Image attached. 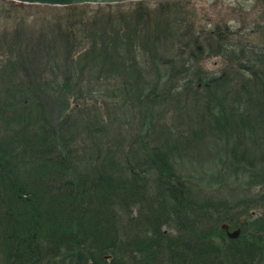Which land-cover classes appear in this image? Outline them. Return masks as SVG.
I'll return each instance as SVG.
<instances>
[{"label": "trees", "instance_id": "1", "mask_svg": "<svg viewBox=\"0 0 264 264\" xmlns=\"http://www.w3.org/2000/svg\"><path fill=\"white\" fill-rule=\"evenodd\" d=\"M65 10L0 28V264H264V24Z\"/></svg>", "mask_w": 264, "mask_h": 264}, {"label": "rangeland", "instance_id": "2", "mask_svg": "<svg viewBox=\"0 0 264 264\" xmlns=\"http://www.w3.org/2000/svg\"><path fill=\"white\" fill-rule=\"evenodd\" d=\"M138 2L149 8H153L159 3L167 2V0H142L121 4H83L76 6H84L88 15L94 14L97 11H108L115 14L131 9L134 5H137ZM168 2L174 3V5H177L179 8L183 7L186 9L187 15L189 16L188 18L192 22H194L196 16L195 26L197 28H203L206 31H211L212 27L219 23L218 25H220L221 28L225 26L230 32H236L239 36H243L247 30L249 32V30L253 28V25L264 24V0H168ZM65 12V7L28 5L10 0H0V28L3 26L7 29L13 28L20 22L19 19L22 16L25 18L24 23L26 26L33 29V27H39L41 22L45 23L64 17ZM206 68L208 70L217 71V59L207 60ZM173 111L174 110L169 108L166 109V113L158 121L159 132L161 128H164V130L170 129L173 135H178L175 130L172 131L175 124V118L173 117L175 111ZM171 120L173 122H171ZM123 124L125 125V122H123ZM183 127L185 129L184 125ZM184 131L182 133H184ZM121 134H123V136L126 135L125 132ZM110 138L112 139V137ZM126 138L129 139V136H126ZM211 146H206L204 148L202 146H192L193 149H189L187 153H183L184 155L181 154L182 158L179 154L176 155L177 158L179 157V163L184 166L186 170L185 173L187 172L195 177L201 175L197 171H193L199 170L198 167L200 168V172L201 170L207 172V170L212 168V164L209 163V160L213 158L214 154L208 151ZM127 148L128 146H125L124 149L126 150ZM206 151H208L209 154L204 155ZM226 188L227 189H225L224 186V188L219 191L213 186L208 195L212 198H224L229 189L232 188L231 184H228Z\"/></svg>", "mask_w": 264, "mask_h": 264}, {"label": "water", "instance_id": "3", "mask_svg": "<svg viewBox=\"0 0 264 264\" xmlns=\"http://www.w3.org/2000/svg\"><path fill=\"white\" fill-rule=\"evenodd\" d=\"M20 4L28 5H46V6H57V7H70L83 4H121L130 1H142V0H10ZM228 225H221V229L226 232V236L230 240H235L239 237L240 229L233 231L228 230Z\"/></svg>", "mask_w": 264, "mask_h": 264}, {"label": "bare ground", "instance_id": "4", "mask_svg": "<svg viewBox=\"0 0 264 264\" xmlns=\"http://www.w3.org/2000/svg\"><path fill=\"white\" fill-rule=\"evenodd\" d=\"M229 226V225H228ZM222 230V229H221ZM228 230H229V227H228ZM230 231V230H229ZM233 231V230H232ZM225 232V231H224ZM231 232V231H230ZM226 233V232H225Z\"/></svg>", "mask_w": 264, "mask_h": 264}]
</instances>
